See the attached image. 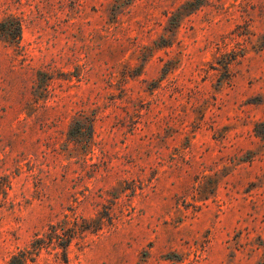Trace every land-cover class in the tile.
I'll return each mask as SVG.
<instances>
[{"label":"rangeland","instance_id":"obj_1","mask_svg":"<svg viewBox=\"0 0 264 264\" xmlns=\"http://www.w3.org/2000/svg\"><path fill=\"white\" fill-rule=\"evenodd\" d=\"M52 226L35 264H264V0H0V264Z\"/></svg>","mask_w":264,"mask_h":264},{"label":"trees","instance_id":"obj_2","mask_svg":"<svg viewBox=\"0 0 264 264\" xmlns=\"http://www.w3.org/2000/svg\"><path fill=\"white\" fill-rule=\"evenodd\" d=\"M3 38L5 42L11 46L20 47L22 25L21 21L16 17H9L6 22L2 24ZM51 233L47 234L44 238L36 235L29 247L19 250L14 254L9 264H35L43 249H48L51 246L54 249H63V262L67 263V248L72 242L76 234L73 229H64L62 234L56 229L55 226L51 227Z\"/></svg>","mask_w":264,"mask_h":264}]
</instances>
